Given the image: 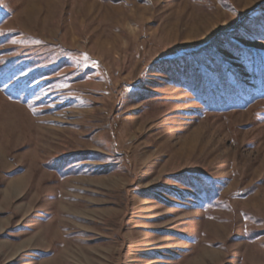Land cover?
<instances>
[{"label":"rangeland","instance_id":"rangeland-1","mask_svg":"<svg viewBox=\"0 0 264 264\" xmlns=\"http://www.w3.org/2000/svg\"><path fill=\"white\" fill-rule=\"evenodd\" d=\"M0 264H264V0H0Z\"/></svg>","mask_w":264,"mask_h":264}]
</instances>
